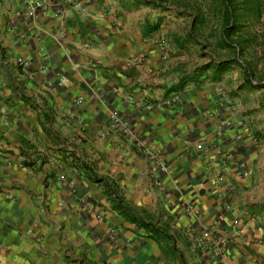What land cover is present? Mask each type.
<instances>
[{"label": "crops", "instance_id": "obj_1", "mask_svg": "<svg viewBox=\"0 0 264 264\" xmlns=\"http://www.w3.org/2000/svg\"><path fill=\"white\" fill-rule=\"evenodd\" d=\"M256 11L239 50L163 0H0V264H264Z\"/></svg>", "mask_w": 264, "mask_h": 264}, {"label": "rangeland", "instance_id": "obj_2", "mask_svg": "<svg viewBox=\"0 0 264 264\" xmlns=\"http://www.w3.org/2000/svg\"><path fill=\"white\" fill-rule=\"evenodd\" d=\"M196 1L195 3H192L191 5L193 7H201L202 9V13H203V16L206 20L205 24L202 26V29L200 30L201 33H200V42L203 41L202 38H206V37H209L213 35V37H218V35L220 34V30H221V21H222V18H221V15H220V10L219 11H211L212 8H211V0H194ZM244 1V10L246 13L250 12V9L253 8V7H256L258 6L259 9L264 7V0H243ZM211 2V3H210ZM239 3V2H238ZM220 4V3H219ZM208 5V6H207ZM221 5V4H220ZM250 15V13H249ZM255 15V16H254ZM256 14L254 13L248 20H242L240 19L238 21L237 26H243V29L246 28V34L244 33V31L241 29V28H238V30H242V35L244 34L245 38H244V41L247 43L246 39H249V40H254V37H252V35H254V32H255V29L259 27L258 25V21L256 20ZM210 30V32H208L207 30ZM215 32V34H214ZM213 33V34H212ZM233 37H238V36H233ZM232 37V38H233ZM212 38V37H211ZM252 40V42H253ZM250 42V43H252ZM210 50L209 52L213 54L214 58L212 56H209V58H211V60L213 61H217V62H220V66H221V47L219 46L218 44V41L215 42L214 40L212 42H210ZM215 43V44H214ZM245 43V44H246ZM243 44L242 46L244 48H248L247 45ZM253 45V43H252ZM261 46V45H259ZM264 47V45H262ZM201 47V46H200ZM245 49V51H246ZM247 54H246V57H245V53H241V58L243 59V63L245 65V69H246V72H248L250 74V77L253 79V81H264V53H263V56L262 58H256L254 57V55L252 56L250 54V51H246ZM248 77V75H247Z\"/></svg>", "mask_w": 264, "mask_h": 264}, {"label": "trees", "instance_id": "obj_3", "mask_svg": "<svg viewBox=\"0 0 264 264\" xmlns=\"http://www.w3.org/2000/svg\"><path fill=\"white\" fill-rule=\"evenodd\" d=\"M163 1L165 3H175L177 5L182 6L184 11L187 12L189 11L193 14L195 21L200 22L199 25L201 27L205 24L206 20L203 16L201 7L200 6L193 7L191 5L196 1L194 0H163ZM211 2H210L212 8L211 11H215L216 13V11H219L221 9L219 12L222 18L221 21L222 23H221V30L219 35L222 36L223 33L227 39L229 37L238 36V34H236L238 28H236L237 25L235 24H237L240 19L248 20L254 13L256 15L258 14V12L256 11V9H258V6L251 8L250 12L246 13L244 10L245 3L243 0H211ZM238 39L239 37H236V39L231 40L230 43L235 44V47L241 50ZM219 46L221 47L220 43Z\"/></svg>", "mask_w": 264, "mask_h": 264}, {"label": "built area", "instance_id": "obj_4", "mask_svg": "<svg viewBox=\"0 0 264 264\" xmlns=\"http://www.w3.org/2000/svg\"><path fill=\"white\" fill-rule=\"evenodd\" d=\"M16 63L18 66H23L24 65V62L21 60V59H17L16 60ZM111 119L114 121V122H118V118L112 114L111 115ZM149 157L154 165V167L159 171V172H163L164 171V167H163V161L161 158H157V160H155V155H153L151 152L149 154ZM242 162L241 163H238V167L236 168H240L241 170H243L244 168H246V165L244 163V160L242 159L241 160ZM237 235V234H236Z\"/></svg>", "mask_w": 264, "mask_h": 264}]
</instances>
